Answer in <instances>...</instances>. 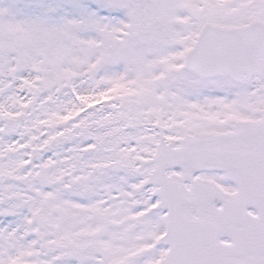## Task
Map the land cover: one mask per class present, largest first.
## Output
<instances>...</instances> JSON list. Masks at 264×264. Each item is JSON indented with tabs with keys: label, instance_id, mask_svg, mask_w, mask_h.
I'll return each mask as SVG.
<instances>
[{
	"label": "snow or ice",
	"instance_id": "6c2138e0",
	"mask_svg": "<svg viewBox=\"0 0 264 264\" xmlns=\"http://www.w3.org/2000/svg\"><path fill=\"white\" fill-rule=\"evenodd\" d=\"M0 264H264V0H0Z\"/></svg>",
	"mask_w": 264,
	"mask_h": 264
}]
</instances>
